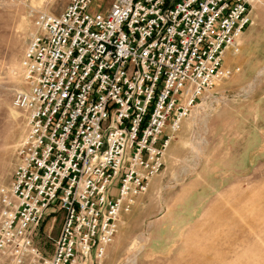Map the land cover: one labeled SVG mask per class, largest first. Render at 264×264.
I'll return each instance as SVG.
<instances>
[{"label": "built area", "instance_id": "2783aa9c", "mask_svg": "<svg viewBox=\"0 0 264 264\" xmlns=\"http://www.w3.org/2000/svg\"><path fill=\"white\" fill-rule=\"evenodd\" d=\"M70 0L40 13L21 61L27 114L14 178L0 188V254L13 264H98L173 140L255 24L253 0ZM61 212L54 253L35 235Z\"/></svg>", "mask_w": 264, "mask_h": 264}, {"label": "rangeland", "instance_id": "374dc122", "mask_svg": "<svg viewBox=\"0 0 264 264\" xmlns=\"http://www.w3.org/2000/svg\"><path fill=\"white\" fill-rule=\"evenodd\" d=\"M70 0H0V188L14 178L27 114L14 105L25 87L22 57L40 13L58 15ZM109 0H94L92 11ZM255 24L226 64L241 72L208 92L166 153L98 264H264V0H253ZM108 7V6H107ZM263 71L260 75L259 72ZM62 226L51 212L36 232L46 257ZM0 264H13L0 254ZM25 264H31L26 261Z\"/></svg>", "mask_w": 264, "mask_h": 264}, {"label": "bare ground", "instance_id": "6f19581e", "mask_svg": "<svg viewBox=\"0 0 264 264\" xmlns=\"http://www.w3.org/2000/svg\"><path fill=\"white\" fill-rule=\"evenodd\" d=\"M260 75L263 74V71L259 72ZM145 248V242L141 240L135 241L131 246L130 250L134 251V255L131 258V263L136 264V255L137 253L141 252Z\"/></svg>", "mask_w": 264, "mask_h": 264}]
</instances>
